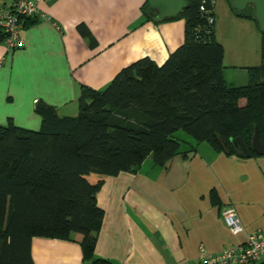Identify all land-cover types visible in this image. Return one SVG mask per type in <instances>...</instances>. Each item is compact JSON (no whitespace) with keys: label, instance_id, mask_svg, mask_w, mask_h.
<instances>
[{"label":"trees","instance_id":"1","mask_svg":"<svg viewBox=\"0 0 264 264\" xmlns=\"http://www.w3.org/2000/svg\"><path fill=\"white\" fill-rule=\"evenodd\" d=\"M233 12L255 20L252 7ZM144 13L153 20L147 0ZM181 15L184 41L164 63L143 57L101 90L82 86L76 115L39 101L38 130L0 124V264H35L33 237L73 240L76 234L85 261L114 264L95 254L104 219L97 194L107 176L135 171L149 156L159 165L191 156L201 143L239 155L237 138L251 157L261 155L252 138L258 128L264 146V31L261 62L247 67L246 83L232 84L210 20L213 1L189 0ZM180 130L194 140L188 149L175 135ZM91 173L99 176L90 181Z\"/></svg>","mask_w":264,"mask_h":264},{"label":"crops","instance_id":"2","mask_svg":"<svg viewBox=\"0 0 264 264\" xmlns=\"http://www.w3.org/2000/svg\"><path fill=\"white\" fill-rule=\"evenodd\" d=\"M145 2L40 1L41 13L23 22V46L7 50L0 42V124L11 120L38 130L39 101L60 115H76L82 86L101 90L143 57L164 63L183 43L185 23H155L144 13ZM225 60L226 80L236 84ZM97 201L104 210L97 256L114 264L195 263L201 246L216 254L243 242L246 233H264V154L228 155L201 143L193 155H176L165 165L149 156L135 171L107 176ZM226 204L235 207L245 232L234 235L226 226ZM80 240V234L33 237L34 263L94 264L83 259Z\"/></svg>","mask_w":264,"mask_h":264},{"label":"built area","instance_id":"3","mask_svg":"<svg viewBox=\"0 0 264 264\" xmlns=\"http://www.w3.org/2000/svg\"><path fill=\"white\" fill-rule=\"evenodd\" d=\"M40 1L42 0H13L11 3L0 5V31L3 33L7 50H15L23 46L24 42L21 38L23 22L41 13ZM210 20L214 22V18ZM221 215L234 235L245 232L233 205H225ZM262 259H264V233L262 230H256L246 233L243 242L226 247L216 254L208 253L201 246L197 262L184 261L178 264H253Z\"/></svg>","mask_w":264,"mask_h":264},{"label":"rangeland","instance_id":"4","mask_svg":"<svg viewBox=\"0 0 264 264\" xmlns=\"http://www.w3.org/2000/svg\"><path fill=\"white\" fill-rule=\"evenodd\" d=\"M212 1L214 3V34L217 41L225 49V68L229 71L228 73L234 74V83H244L240 81L247 78V67L261 62L259 27L255 20L237 16L230 7L228 0ZM180 21H185L183 15L165 22L179 23ZM247 62L250 64H246ZM175 135L184 140L183 149H188L194 143V140L181 130ZM98 176L96 173H91L88 178L90 181H94Z\"/></svg>","mask_w":264,"mask_h":264},{"label":"water","instance_id":"5","mask_svg":"<svg viewBox=\"0 0 264 264\" xmlns=\"http://www.w3.org/2000/svg\"><path fill=\"white\" fill-rule=\"evenodd\" d=\"M148 6L155 13L153 21L161 23L169 18H177L188 6L189 0H147ZM230 7L238 13L244 12L248 7L253 8V17L257 21L260 31H264V0H228ZM239 155L245 153L250 157L249 149L240 138L232 140ZM253 150L263 155L264 146L259 137L258 128L252 138Z\"/></svg>","mask_w":264,"mask_h":264}]
</instances>
